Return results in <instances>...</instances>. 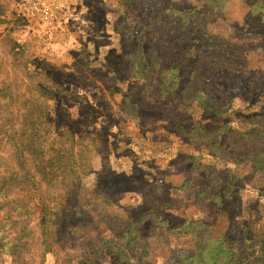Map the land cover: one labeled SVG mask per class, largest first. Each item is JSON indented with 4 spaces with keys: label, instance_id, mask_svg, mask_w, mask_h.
<instances>
[{
    "label": "rangeland",
    "instance_id": "obj_1",
    "mask_svg": "<svg viewBox=\"0 0 264 264\" xmlns=\"http://www.w3.org/2000/svg\"><path fill=\"white\" fill-rule=\"evenodd\" d=\"M22 1L0 0V187L49 88L78 136L98 131L107 147L89 152L79 211L51 251L40 250L35 190L0 194V264H196L201 241L222 235L253 252L264 240V170L253 166L264 140L234 129L264 94V0H53L50 23L25 17ZM20 201L29 214L17 215ZM19 232L28 247L16 256ZM128 239L130 258L115 249Z\"/></svg>",
    "mask_w": 264,
    "mask_h": 264
},
{
    "label": "trees",
    "instance_id": "obj_2",
    "mask_svg": "<svg viewBox=\"0 0 264 264\" xmlns=\"http://www.w3.org/2000/svg\"><path fill=\"white\" fill-rule=\"evenodd\" d=\"M244 74L242 70L241 75ZM57 89H62L63 92L70 91L60 86ZM38 90L40 92V88ZM52 91H55V89ZM45 93L41 96L44 97L46 102L52 100L54 104L48 105L44 102V99L38 97L41 102L28 110L27 118L28 120L31 119L30 130L29 132H22L19 139L15 141L16 161L14 166L8 165V167H5L7 164L4 166L3 172L5 174H2L3 185L0 187V194L6 196L8 191L12 189L35 190L33 196L38 201L32 205V208L34 211L40 212L39 222L41 236L43 237L40 250L44 247V251L47 252L51 251L53 243H57L55 239L58 237L62 224L66 220L68 221L70 216L74 217L79 211L78 199L74 193L81 184L82 176L92 172V159L89 152H93V155L101 154L105 152L107 146L102 134L98 131L88 132V130H85L87 135L84 133L78 136V131L73 128L72 123L67 119H63L60 115L61 109L58 107L54 92H51L49 88V91ZM254 95L258 98L257 103L260 110L240 115L241 120L239 121H244L241 124H246L248 127L236 124L234 130L241 131L245 138L260 142V140H264V94L254 93ZM35 101L37 100L34 99L33 102ZM88 104L89 106L93 105L89 102ZM214 105H206L205 110L217 115L219 110ZM207 128L205 125L204 129ZM219 129L211 128L209 132ZM96 134L99 137L98 140L94 138ZM66 136L71 138V146L61 147L60 141ZM1 140L0 146L2 144ZM217 144L218 141L211 142V146ZM75 145L78 146L77 151L74 149ZM257 150L259 151L257 147H253L252 152ZM262 153H264V149L259 151L256 156H261ZM255 165L259 167L258 170H264L262 161L255 162L253 166ZM260 173L264 176V172ZM51 187H56V189L52 190ZM56 192L57 194H55ZM58 199L60 203L55 202L57 203L55 206L45 201H57ZM19 203L17 208H14L15 211L17 209V215H19L18 210L23 215L29 214L31 210L29 205L31 206L32 202L20 201ZM159 217L162 218L160 223L168 221V218L164 215ZM21 232L23 233V231ZM21 232L17 233L12 241L11 249L16 256L21 254V248L28 247L21 239ZM201 243L202 246L196 250L195 254L196 264H264L263 239L256 244V249L249 254L243 248L231 246L225 235L218 239L207 237ZM131 244L132 239H128L123 244H117L115 249H126L122 250L124 253L122 256L130 258L131 254L129 252L134 251ZM4 246L2 239H0V248Z\"/></svg>",
    "mask_w": 264,
    "mask_h": 264
},
{
    "label": "built area",
    "instance_id": "obj_3",
    "mask_svg": "<svg viewBox=\"0 0 264 264\" xmlns=\"http://www.w3.org/2000/svg\"><path fill=\"white\" fill-rule=\"evenodd\" d=\"M52 2L53 0H23L20 10L28 19L50 23L54 18Z\"/></svg>",
    "mask_w": 264,
    "mask_h": 264
}]
</instances>
